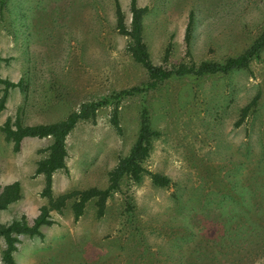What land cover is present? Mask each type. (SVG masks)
<instances>
[{
	"label": "rangeland",
	"instance_id": "1",
	"mask_svg": "<svg viewBox=\"0 0 264 264\" xmlns=\"http://www.w3.org/2000/svg\"><path fill=\"white\" fill-rule=\"evenodd\" d=\"M115 1L128 24L130 0H0V77L21 81L0 110V184L18 180L21 196L0 209V222L32 219L46 203L44 176L34 170L51 142L50 136L26 137L13 150L1 131L7 117L19 115L23 124L59 120L83 101L147 81L126 50L127 36L115 27ZM137 3L150 8L143 33L156 63L168 43V63L187 60L190 9L197 62L238 54L264 25V0ZM258 93L257 110L237 124ZM143 98L158 131L145 165L171 184L154 185L147 175L138 182L123 178L101 217L92 200L78 219L69 203L51 211L54 223L42 226L41 235H19L16 264H264V215L243 204L250 178L264 173V48L247 68L174 77L144 96L123 97L121 132L110 123L111 105L78 121L66 138V169L53 174V194L107 185L108 171L136 137ZM237 245L242 248H229ZM3 248L0 237V264Z\"/></svg>",
	"mask_w": 264,
	"mask_h": 264
},
{
	"label": "trees",
	"instance_id": "2",
	"mask_svg": "<svg viewBox=\"0 0 264 264\" xmlns=\"http://www.w3.org/2000/svg\"><path fill=\"white\" fill-rule=\"evenodd\" d=\"M129 4L130 20L127 24L119 2L115 1V27L120 34L127 36L126 50L132 59L145 70L148 78L145 83L115 91L103 98L83 101L76 109L59 120L23 124L20 122L19 115H16L14 119L11 116L7 117L1 126L5 139L12 141L13 150L15 151L20 149L21 142L26 137H51L50 144L42 150L46 151V154L36 161L34 170L35 175L42 174L44 176V185L40 195L46 198V203L39 207L38 213L32 219L22 216L9 222H0V237L4 241L1 259L5 264H16L13 252L17 248L19 235H41L40 229L42 226L54 223L51 211H62L67 203H69L74 218L78 219L83 214L87 203L92 200L96 208V217H101L104 214L108 198L112 192L119 188L120 181L123 178L127 177L134 182H138L144 175H147L154 185L167 187L171 184V180L167 175L152 171L145 165V161L150 154L151 141L158 134V131L152 127L149 108L143 98L140 104L136 137L128 152L120 156L115 165L108 171L107 185L105 187L90 186L83 189H71L54 195L52 189L53 174L58 170L66 169V138L78 121L93 118L99 107L111 105L110 123L118 132H121L118 105L123 97L136 94L144 96L149 90L157 88L164 81L174 77L228 73L231 70L247 68L253 59L259 57L264 48L263 25L249 45L238 54L220 60L204 59L197 62L192 58L190 52L195 19V11L190 9L183 34L184 53L187 60L168 63L171 50V44L168 43L163 52L162 61L156 63L151 58L143 33V18L150 8L148 5H138L137 0H130ZM0 83L2 84L0 94L1 110L5 106L9 90L20 86L21 81L0 77ZM259 98L260 94L258 93L242 107L237 124L242 122L251 112L257 110ZM263 143L264 137L260 139L259 145L264 146ZM250 179L246 191L248 198H244L243 204H249L253 211L264 215V173L257 172ZM20 196L21 185L18 180L0 184V209L7 207L8 204L19 199ZM125 208L129 214L132 213L133 204L129 198L125 200ZM237 246L236 249L229 248H231V251L242 248L239 245ZM248 252H251V249H248ZM250 256V253L245 255L247 258ZM199 258L201 259L202 255Z\"/></svg>",
	"mask_w": 264,
	"mask_h": 264
}]
</instances>
